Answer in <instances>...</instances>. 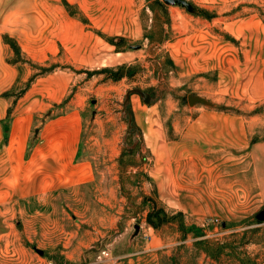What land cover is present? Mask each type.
I'll return each instance as SVG.
<instances>
[{
  "label": "rangeland",
  "instance_id": "1",
  "mask_svg": "<svg viewBox=\"0 0 264 264\" xmlns=\"http://www.w3.org/2000/svg\"><path fill=\"white\" fill-rule=\"evenodd\" d=\"M185 1L0 0V264H264V0Z\"/></svg>",
  "mask_w": 264,
  "mask_h": 264
},
{
  "label": "trees",
  "instance_id": "2",
  "mask_svg": "<svg viewBox=\"0 0 264 264\" xmlns=\"http://www.w3.org/2000/svg\"><path fill=\"white\" fill-rule=\"evenodd\" d=\"M158 4L162 5L160 1H158ZM65 5H68V3L66 1H65ZM13 46L15 47V50H17L18 52L20 51V47L17 44H14ZM162 211L163 210H158L157 209V205L154 204L151 212L148 213L147 223L150 226H152L155 230L160 229V227L165 224V217H162L160 219V216H161V212ZM154 217H155V220H157V221H153ZM182 229H183L184 232H187V230L185 229V226H183ZM202 235H203V231H202ZM197 246L200 247V248H203V250L210 257H212V259H215V260H218L219 259L220 254H222L224 248H226L224 245L217 244V247L215 246V249L213 250L212 247H211V245H210V243H208L207 240H200V241H198Z\"/></svg>",
  "mask_w": 264,
  "mask_h": 264
},
{
  "label": "crops",
  "instance_id": "3",
  "mask_svg": "<svg viewBox=\"0 0 264 264\" xmlns=\"http://www.w3.org/2000/svg\"><path fill=\"white\" fill-rule=\"evenodd\" d=\"M76 147H77V144H75L73 146V150H72V153H71V157H73V158L77 157L78 154H79V150L77 149V151H76ZM256 148H258L257 150H262L264 148V143L260 144L259 147H256ZM61 155L60 154H54L53 155V158H55L57 160L56 162L60 163L58 160L63 156V155L62 156ZM58 163H57V166H58ZM58 173H59V171H53L52 173H50L49 174L50 179H54L58 175ZM76 174L79 177V175H80L79 170L76 171ZM49 177H48V179H49ZM261 195L264 197V190L261 192ZM160 244H162V243L159 242L156 245H154L153 250H157L159 248ZM110 264H117V263L116 262H111Z\"/></svg>",
  "mask_w": 264,
  "mask_h": 264
},
{
  "label": "water",
  "instance_id": "4",
  "mask_svg": "<svg viewBox=\"0 0 264 264\" xmlns=\"http://www.w3.org/2000/svg\"><path fill=\"white\" fill-rule=\"evenodd\" d=\"M166 4H171V5H183L187 6L188 4L186 3L185 0H163ZM139 48V47H138ZM145 97V102L148 103L150 100V95L148 94H143ZM189 103H201L207 105L208 102L205 99L199 98V97H194V96H189L188 98ZM261 219V216H260Z\"/></svg>",
  "mask_w": 264,
  "mask_h": 264
},
{
  "label": "built area",
  "instance_id": "5",
  "mask_svg": "<svg viewBox=\"0 0 264 264\" xmlns=\"http://www.w3.org/2000/svg\"><path fill=\"white\" fill-rule=\"evenodd\" d=\"M215 222H218L219 220L218 219H216V220H214Z\"/></svg>",
  "mask_w": 264,
  "mask_h": 264
}]
</instances>
